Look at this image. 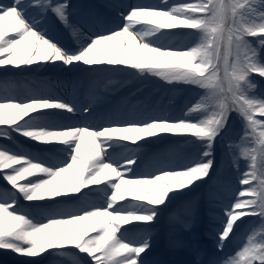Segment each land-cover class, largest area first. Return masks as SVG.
Returning a JSON list of instances; mask_svg holds the SVG:
<instances>
[{"label":"snow or ice","instance_id":"snow-or-ice-1","mask_svg":"<svg viewBox=\"0 0 264 264\" xmlns=\"http://www.w3.org/2000/svg\"><path fill=\"white\" fill-rule=\"evenodd\" d=\"M41 6L50 9L65 28L75 34V26L69 19L68 0L54 6ZM227 12L232 14L227 52L233 63L231 72L226 73V81L222 82L216 62L219 44L224 39ZM121 15L124 21L121 28L90 31L78 46L71 47L38 27L40 21L29 15L25 0L0 5V67L28 70L34 64L55 65L59 61L63 66L73 67L82 63L89 66L85 71L91 73L100 72L102 69L91 67L100 65L111 66L104 69L106 71L131 69L142 74L151 73L169 83L182 81L204 89L205 95L195 109L190 110L203 108L211 114L199 122H187L184 117L173 119L135 111L123 115L117 110L105 118L107 126L92 129L90 125H60L54 130L55 117L62 113L75 115L79 111L77 104L39 95L29 96L27 102L7 96L0 98V126L9 129L0 133V138H10L12 133H17L35 142L50 144L55 151L59 143L66 146L70 157L63 166H42V162H33L31 158L0 146V175L15 190L6 189L0 193V250L35 258L50 249L74 248L86 254L92 264H140V257L149 244L133 245L122 241L117 234L128 223L151 224L156 213L126 212L123 204L114 205L131 198V202L159 208L172 194L183 192L207 178L213 168V145L226 128L231 111L235 110L247 122L253 134L258 126L264 129V120L257 118L264 117V98L249 95L255 89L252 74L264 77V60L261 59L264 54V0H228L227 6L225 0H188L174 7L162 0L160 5L131 6L127 15ZM137 25L145 26V30L136 31ZM178 28L198 30L199 44L184 50L147 39L156 37L158 40ZM249 37L254 38L258 46H254ZM83 112L92 114L90 107H84ZM37 119H47L50 124H37ZM185 134L201 142L204 150L199 152V159L180 166L176 161L161 157L154 160L153 171L139 178H124L133 172L136 163L133 155L117 160L108 152L112 146L110 142L137 144L149 138ZM85 137L89 138L87 146ZM256 143L258 148L246 155L252 161L250 175L253 180H259L260 191L257 194L253 187L248 193L241 192V197L251 194L255 198L236 199L228 207L218 247L243 217L256 214L264 217V131L259 132ZM104 156H108L109 162H105ZM9 169L10 173L4 172ZM35 174L48 178L20 183ZM105 181L112 191L106 206L102 207L91 201L90 197L96 193L91 186ZM239 182L247 185L249 179L245 176ZM17 194L27 202H51L52 207L42 210L46 222L34 221L27 213H20ZM67 202H75L77 210L62 207ZM239 256L243 264L255 261L264 264V244H257L250 238L249 245Z\"/></svg>","mask_w":264,"mask_h":264},{"label":"rangeland","instance_id":"rangeland-1","mask_svg":"<svg viewBox=\"0 0 264 264\" xmlns=\"http://www.w3.org/2000/svg\"><path fill=\"white\" fill-rule=\"evenodd\" d=\"M12 0H0L2 3L9 4ZM101 3H103V8L105 12L112 11L113 13H117V11H123V10H131V6L137 5V4H143L148 5L150 3L154 5H160L162 4L159 0H99ZM226 6L228 5V0H225ZM5 5V4H4ZM98 4H92L88 0H75L73 3V6L71 7V12L69 14L73 15L72 18H69L73 25L75 26L76 32L73 34L71 30H68L65 28V25L59 20L60 23V33L55 32V40H59L61 43L75 47L78 46L80 40L83 37H86L88 28L87 27H96L98 26L100 17H102V12L97 6ZM169 7H174V5H169ZM41 10H32L31 13H29L30 16H35L37 20L42 22H51L56 23V19H53V16L51 15L50 9H47L45 12L40 13ZM259 22V21H257ZM232 24V14L231 12H227L224 18V25H223V36L224 39L219 44L218 49V58H221V64L220 66L218 62H216V70L219 74V79L222 82L226 81V73L231 72V67L233 63V59L231 56L228 55L227 52V37L230 25ZM176 36L182 37L183 32L188 33L185 29L178 28L175 29ZM50 36V35H49ZM250 41L254 43V38L249 37ZM176 45L174 43V40L171 42L166 43V46ZM261 59L264 60V54L261 55ZM106 67L108 65H105ZM111 67V66H110ZM71 69H73V66H71ZM102 69L100 72L97 73H91L86 77H82V83L81 85L84 87V89L88 90V93L91 95L95 94V91H99L100 88H109L113 85L112 82H108L105 86H102L103 82L108 80L109 78L113 77L116 81L121 83L123 88L126 90L121 94L119 98L113 97V101L116 99H119L118 106L116 107L119 110H132V111H140V106L142 103H146L147 100L149 102V108L153 106L154 102H161L162 105H164L167 100L170 98L175 99L176 101L180 102L181 96L177 95V92L179 90H187L188 92V100H185L183 102V109L181 113L183 114L182 117L185 118V116L194 117L193 121L199 122L200 120L207 119L210 115V110L204 109V110H195L192 111L190 109H195V106L197 103L200 102L201 98L205 95V90L200 94L201 96H197L198 94V88L197 85H191L186 84L182 81H174L169 83L168 81L162 79L161 76L153 75L151 73H139L131 69H127L126 71L119 72V71H109L108 76L105 77V79H101L100 77L106 74V71H104L105 68L101 67ZM74 73V72H73ZM75 74V73H74ZM78 74V73H77ZM75 74V75H77ZM252 82L255 84V89L252 90L249 95L253 98H264V86L262 87L260 82H258V79H261V81H264L262 77H259L257 74H252ZM260 81V80H259ZM81 85H78V83L75 84V93L76 94L78 89H83ZM225 86L226 83H225ZM83 89V90H84ZM157 90V91H155ZM156 92H159V95L155 94ZM10 94L9 96H17V94ZM125 97V98H124ZM162 99V101H161ZM189 102V103H188ZM188 103V104H187ZM187 104V105H186ZM258 118V117H257ZM264 120V118H258ZM41 119L35 120V123H39ZM241 126V127H240ZM229 128V131L227 130ZM6 131L9 129L6 128ZM2 132V130H0ZM239 131V135H236L234 133H237ZM260 131H264V129L260 128L259 126L256 129V133L253 134L252 130L248 127L247 122L243 120L241 116L234 113L229 116V120L227 123L226 128L222 131L221 135L216 139L213 148H212V158L213 162H217L216 155L217 152L221 151L224 156L221 158L222 160L219 162V164H215V167L213 165V168L211 171H214V174H211L212 177L209 180V183L205 185L202 189L199 190L200 193H192L189 194L186 198L180 200L179 198H176L174 201V204L177 205L176 208H174L172 211L176 212V209L178 206H183L186 213L188 214V218L186 220L188 223L192 219H194V224L201 225L202 222L199 220L203 217L205 214V203L208 198L217 196L216 192H228L230 193V197L232 200L236 199L238 196V192L242 191V184L239 182L240 178L245 174V172L251 174L253 171L252 169V161L246 153L251 152L253 149L258 148V145L256 143V137H258V134ZM15 133H12L11 136H13ZM173 137H176L175 135ZM1 139V138H0ZM8 140H11L10 138H6ZM20 139V138H19ZM176 142L171 143V147H168V150L170 152L166 151L167 156L171 158V160L175 161H181L184 164H188L191 162L196 161L199 159L198 154L199 152H202L204 149L201 146L200 141H195L194 137H192L189 134L180 135L176 138ZM2 140V139H1ZM12 144L14 142V139L10 141ZM223 143V144H222ZM227 144L226 145L224 144ZM220 144L226 148L221 149ZM165 154V155H166ZM218 167V169L216 168ZM246 169V170H245ZM210 171V173H211ZM218 173L219 175H215V173ZM249 179L253 182L249 186V188L255 187L257 189V194L260 191L259 187V180H253L251 175ZM229 185V187H228ZM244 191L247 190L246 187H244ZM3 193V192H1ZM255 198L254 195H252V199ZM22 199V197H20ZM23 200V199H22ZM172 200V199H171ZM173 201V200H172ZM24 202V200H23ZM68 203V202H67ZM74 205H76L75 202H73ZM168 204V203H167ZM43 203L40 201H35L33 206L35 208L43 207ZM64 208H66L69 211H74L77 208H69L67 204H63ZM29 206H25L22 210L28 211ZM74 209V210H73ZM43 216V214H42ZM254 216V215H253ZM179 220H174L173 224L175 222H178ZM172 225V223H170ZM150 232L151 229L147 228ZM147 230V231H148ZM154 232L156 234V238L152 237L153 235H147L144 236L145 241H149V246L152 245V241L154 240V247H159L161 245L164 246H172L167 252L168 256H172L169 261L172 264H191L188 257H186V243L189 245V242L186 241V239L181 235L174 234L172 228L162 230L161 227L158 228V230H155ZM241 236L239 239L234 240L232 242V249H229L227 246H221L218 247V249L223 250L224 248V256L221 259H218L217 257L213 256L212 261L213 264H243V261L241 257L239 256V253L244 250L246 246L249 245L250 238L253 242L257 244H264V217H260L257 215V217L254 220V223H246L240 228ZM135 234L136 231H135ZM169 235V236H168ZM175 236V237H174ZM141 237V236H139ZM152 242V243H151ZM5 250H0V264H28L23 263L22 261H15V260H8V257H10V254L14 255L11 251H6L5 255L2 254ZM160 252V251H159ZM208 249L206 246H203L202 253H207ZM153 258H147L142 256L140 257V264H146L147 262H151V264H167L165 262V257H163L162 253L160 252L159 255L152 256ZM87 258H80L77 257V255H72L70 253H57L53 252L50 255L49 260H44L42 263L34 262L31 264H44L47 262L48 264H83L82 261H86ZM90 259V258H89ZM20 260V259H19ZM254 264H259V261H255Z\"/></svg>","mask_w":264,"mask_h":264},{"label":"bare ground","instance_id":"bare-ground-1","mask_svg":"<svg viewBox=\"0 0 264 264\" xmlns=\"http://www.w3.org/2000/svg\"><path fill=\"white\" fill-rule=\"evenodd\" d=\"M140 30V26L139 27H136V31H139ZM147 39H150L151 40V37H148ZM191 47H196V45H193V46H190V47H188V48H186V49H184V50H187V49H190ZM100 111V109H98L97 110V114H98V112ZM34 116V115H33ZM45 124V123H44ZM56 130V129H55ZM24 139H26V138H24ZM85 141H87V137H85ZM141 141H144V140H141ZM10 150V149H9ZM10 152H11V150H10ZM110 155H111V153H110ZM104 158V160H105V162H109V158H108V156H104L103 157ZM178 165H180V164H178ZM181 166V165H180ZM4 172L5 173H10L11 172V170L9 169V170H4ZM35 177H37L35 180H34V182H36V181H38L39 179H45V178H48V177H46V176H44L43 174H35ZM124 178H126V179H132V178H134V176L133 175H129V174H126L125 175V177ZM113 183L115 182V180L113 179V181H112ZM146 207H142V206H140V205H137L136 207H135V210L137 211V212H140L141 210H143V209H145ZM36 221H43V220H37L36 219ZM133 223H136V222H133ZM91 235H92V233H91ZM119 238H122L123 239V237L121 236V235H119ZM123 240H125V239H123ZM141 242H139L138 244H140ZM134 245H137V244H134ZM14 258L15 259H20V258H23V256H19V255H17V254H15L14 255Z\"/></svg>","mask_w":264,"mask_h":264}]
</instances>
